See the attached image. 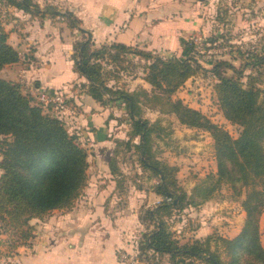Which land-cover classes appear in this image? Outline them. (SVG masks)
<instances>
[{"label":"trees","instance_id":"1","mask_svg":"<svg viewBox=\"0 0 264 264\" xmlns=\"http://www.w3.org/2000/svg\"><path fill=\"white\" fill-rule=\"evenodd\" d=\"M0 4L34 15L64 16L71 28L80 24L71 12L60 14L52 5L43 11L34 0H0ZM181 44L180 56L165 58L121 43L94 50L89 39L75 46L76 69L89 81L87 93L103 106L118 100L125 104L132 129L128 139L115 142L139 154L142 167L159 178L154 191L162 201L145 212V218L155 228L143 234L137 254H141V249L154 256L169 254L173 264H195L198 260L205 264H264L260 229L264 212V88L261 87L264 51L243 56L240 67L227 60L212 62L211 71L218 80L215 83L218 105L224 117L239 128L237 136L181 99L172 103V111L181 124L208 131L213 137L217 181L228 183L235 196L245 194L241 202L245 222L234 237L212 233L205 240L182 242L168 229L162 216L170 215L172 209H183L187 198L177 184L178 167L154 159L153 129L141 117L138 94L115 88L105 78L107 63L123 61L125 56L132 55L146 61L144 80L161 94L172 96L188 79L208 70L190 39H182ZM19 60V51L8 42V35L0 25V70ZM251 66L257 68L246 73ZM225 68L233 73H226ZM135 138L138 142H134ZM118 152L116 148L109 165L113 175L124 178L117 161ZM0 155V230L9 232V245L15 249L35 237L32 219L69 208L81 195L88 180L89 153L61 118L49 114L23 92L20 82L0 77ZM215 236L225 250V260L210 249Z\"/></svg>","mask_w":264,"mask_h":264},{"label":"crops","instance_id":"2","mask_svg":"<svg viewBox=\"0 0 264 264\" xmlns=\"http://www.w3.org/2000/svg\"><path fill=\"white\" fill-rule=\"evenodd\" d=\"M34 1L43 11L52 5L60 14L71 12L79 19L80 24L71 28L64 16H52L49 13L34 15L15 6L6 5L14 17L2 26L8 35V42L19 51L20 60L5 65L0 70V76L20 82L29 94L33 89L63 91L67 94L72 111L63 115L62 120L66 128L69 126L68 131L75 129V134L89 153L88 178L91 168H94L97 174L87 180L85 187H90L86 188L87 195L81 194L69 208L51 211L50 221L45 218L43 226L35 229V237L28 244L12 249L4 239V244L0 246V264H132L122 259L121 253H138V245L147 231L135 229L140 226L138 204L149 207L152 203L162 200V197L155 191L135 190L132 186L127 204L121 203L122 197L116 195L125 179V175L124 179L120 177V180L113 175L109 165L115 150L111 145L113 139H110V132L117 118L111 117V104L103 106L87 93L89 81L76 69L75 46L80 41L90 39L91 49L94 50L105 45L121 43L151 51L164 58L180 56L183 51L181 40L201 34L208 25L201 3L205 0ZM17 21L19 24L15 27ZM140 61L146 63L142 58ZM140 74L136 79L129 76L130 78L127 77L123 81L128 80L127 84L133 86L140 80L139 84L143 88H152L143 78L144 68ZM194 79L195 76L188 79L180 89L189 86L186 90H190L191 81ZM180 89L177 93L184 100L188 93L181 92ZM184 102L188 103L186 99ZM123 105L125 104L120 102V114L125 107ZM189 106L204 112V109L196 104L189 103ZM179 125L180 130L178 127L174 134L179 155L174 151V157H171L172 162L176 160L175 164L179 166L178 178L186 168H192L188 166L191 164V161H188L191 158L198 160L203 171L208 169L207 174L212 172L215 177L217 163L211 134L181 123ZM189 134H198L197 139L188 138ZM86 143L96 147L93 153H90ZM104 172L109 175L108 178L101 177ZM96 186V193L91 194V187ZM218 205L213 202L212 206L207 205L208 208L203 209V212L209 208L210 211L213 210L215 216L211 222L210 217L202 213L198 216L201 223L199 228L171 230L179 239L185 241L202 240L215 232L225 237L236 236L244 225L245 210L241 206L237 208L234 204L235 209L232 212L227 211L231 215L223 217L228 221L224 223L218 220L221 213L225 212L218 210L221 208V205ZM210 223H220L224 226L213 229ZM260 229L264 246V212ZM4 245L9 249L4 250ZM141 263L149 264L139 258L135 264Z\"/></svg>","mask_w":264,"mask_h":264},{"label":"rangeland","instance_id":"3","mask_svg":"<svg viewBox=\"0 0 264 264\" xmlns=\"http://www.w3.org/2000/svg\"><path fill=\"white\" fill-rule=\"evenodd\" d=\"M201 3L204 6L208 25H206L204 31L201 33L204 40L203 44L197 47L196 51L198 52L196 54L199 56L202 65L208 70L200 71L199 74L195 75L196 79L191 81L192 86L190 87V90H188L189 92L186 90L189 86L180 89L181 92L185 91V93H188L184 96V100L177 92L174 95L167 97V95L161 94L151 87L147 89L143 88L142 85L139 84L140 80H138L137 84L133 86L127 84L126 81L128 80L123 81V79L129 76H132L135 79L141 76L140 72H142L144 64L138 57L131 55L129 57L125 56L123 61H116V63L110 62L105 65V78L107 79L108 84L115 86V88H122L127 92L138 94L141 117L147 119L153 129L151 135L154 159L178 167V172L179 166L175 164L177 161L175 160L172 162L173 160H171V157H174V151H177L176 154L179 155L178 148H176L177 141L174 134L176 132L175 130L178 127L180 130L181 126L179 125L180 122L176 114L172 111V103L177 99H181L182 101H185L186 99L188 103H184L188 105L189 103L196 104L201 109H204L203 113L208 115L214 122L222 125L233 136H237L239 128L236 125L231 124L224 117L222 110L218 105L215 92V83L218 80L211 71L213 69L212 62L217 60H227L235 64L236 67H240L241 63H243V56L248 57L250 53L264 51V0H205L201 1ZM12 16L14 17V14L12 15V13L9 12L8 7L3 4L1 6L0 4V25L4 24ZM18 24L19 22L17 21L14 26L16 27ZM256 68L257 66H251L246 73H250ZM224 70L228 74L233 73L227 68ZM244 80H246V78H244ZM261 87L264 88V81L261 82ZM23 92L26 93V90L23 89ZM30 95L31 94H29V96ZM120 102L121 101L118 100L108 104L112 105V110H110L111 117L114 119L117 118V122L114 121V127L110 132V139H113L111 145L113 149L117 148L119 151L117 153V161L119 168L122 169V172L125 175V179L123 178L124 184L120 187L121 190L116 191V195H118L119 198L120 196L122 197L121 203L125 205L130 199L128 195H130L129 191L131 186L134 187L135 190L140 189L146 190L147 192L154 191V187L159 182V178L150 169H144V167H142L139 154L136 152L134 153L132 150H127V147H124L125 145L120 147V145L115 142L120 139H128V133L132 129L126 107H123L124 109L120 114ZM48 113L53 115L52 112ZM68 128L69 126L67 129ZM74 130L75 129H70L69 132L75 133ZM197 135L198 134H189L188 138L193 139L196 138ZM134 142H138V139L135 138ZM86 145L87 148L90 149V153H93L96 149L94 145H90L89 143H86ZM188 161H191V164H188V166H191L192 168H186V170L182 172L180 178H178V173L176 174L177 184L187 194L185 201L186 204L183 209L179 211L172 209L170 215L167 214L162 216L166 221L168 229H197L201 225L198 221V216L202 213L207 215V217H210V219H208L211 222L212 218L215 216L213 215V210L210 211L211 209L209 208V210L207 209L206 212H203V209L208 208L207 205L212 206L213 202H217L221 205V208L219 207L218 210L221 209L220 211H225L223 214L221 213L218 220L228 223L223 217L231 215L227 211L232 212L235 209L234 204L237 208H240V206L242 208L241 202L245 194H242V196H235L228 183L217 181V176L215 175L214 177L212 172L207 174L209 171L208 169L203 171V167L199 165L198 160L191 158ZM90 164L91 167H93L92 160ZM1 174L2 170L0 168V175ZM96 174V170L91 168L88 179L91 180ZM101 177L108 178L109 175L104 172V174H101ZM118 179L120 180V177ZM86 188L90 187H85V190L83 189L81 194L87 195L88 191L86 192ZM91 188L93 189L91 194H95V189H98V187ZM120 191L122 192V195H120ZM161 201L162 200L155 204L152 203L149 207H145L144 204H138L140 226H136L137 228L135 229L155 228V224L145 218V212L149 209L156 208ZM51 217L52 212L41 219H32L31 223H33L35 229H40V227L43 226L42 222L45 218L50 221ZM211 226L213 229H219V226L224 225L214 223L211 224ZM0 233L1 246L4 244V239H6V242L8 241L9 232L0 230ZM216 234L221 235L218 232H215V235ZM10 237L13 238V235ZM186 238L187 236L184 239ZM206 238L207 236L202 240H205ZM181 241L183 242L185 240ZM7 245H4V250L9 249ZM210 249L215 253L217 251L223 260L226 259V253L222 243L216 239V236L213 237L210 242ZM137 258L149 264H173L169 254L154 256L151 252H144L142 249L141 254L138 255ZM195 264L205 263L198 260Z\"/></svg>","mask_w":264,"mask_h":264},{"label":"built area","instance_id":"4","mask_svg":"<svg viewBox=\"0 0 264 264\" xmlns=\"http://www.w3.org/2000/svg\"><path fill=\"white\" fill-rule=\"evenodd\" d=\"M192 44L195 47H199L203 44V35L195 34L190 37ZM31 98L34 103L41 106L44 110L52 112L54 116L63 118V115L71 113L72 107L69 102V97L63 91H49L46 89L36 90L33 89L30 93ZM121 258L129 261L132 264L137 263V253L136 252H122Z\"/></svg>","mask_w":264,"mask_h":264}]
</instances>
